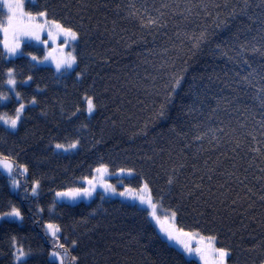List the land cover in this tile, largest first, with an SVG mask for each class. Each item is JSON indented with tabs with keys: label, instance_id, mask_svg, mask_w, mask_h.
<instances>
[{
	"label": "trees",
	"instance_id": "16d2710c",
	"mask_svg": "<svg viewBox=\"0 0 264 264\" xmlns=\"http://www.w3.org/2000/svg\"><path fill=\"white\" fill-rule=\"evenodd\" d=\"M26 10L76 31L77 61L71 72L39 65L27 53L45 51L32 41L19 57L0 56V94L9 97L0 115L27 105L15 131L0 124V154L21 182L15 192L0 174V213L15 206L24 217L0 222V264H15L12 237L32 250L27 264H49L46 223L60 226L57 247L73 264H200L138 204L101 192L89 202L56 200L102 165L132 169L124 186L147 183L176 212L179 229L229 249L228 264H264V56L252 51L264 52V0H35ZM6 14L0 5V23ZM10 68L20 100L6 83ZM85 95L96 105L92 116ZM76 140L68 152L54 148Z\"/></svg>",
	"mask_w": 264,
	"mask_h": 264
},
{
	"label": "snow or ice",
	"instance_id": "6c2138e0",
	"mask_svg": "<svg viewBox=\"0 0 264 264\" xmlns=\"http://www.w3.org/2000/svg\"><path fill=\"white\" fill-rule=\"evenodd\" d=\"M31 3L32 0H29ZM0 5L7 9L6 14V21L4 25H0L2 31L5 35V39L3 41V49L4 51L0 53V56H4L7 58L14 57L18 54H22L20 52L21 44L25 39L27 40H35L41 44H48V41L51 40L55 43L60 37H63V44L59 47V55H54L57 52L56 48L51 49L48 54L40 60V58L36 56H32L31 59L33 61H37L38 63H44L45 61H51L55 64V69L57 72H61V70H71L73 66L76 64L77 58L75 55L72 54V51H69L67 54L64 53V48L74 45V42L78 39V34L74 31L71 27H65L64 25L58 23L55 20H48L47 11H40L35 15L31 13H24L23 12V3L22 0H0ZM27 20V23H24V20ZM42 21V22H39ZM155 23V21H151ZM11 30L12 39L9 41L7 36L9 31ZM47 34V39H42L43 34ZM206 39L204 33H201L200 37L197 38L196 47L198 48L200 43ZM74 51V47H73ZM253 52H259L262 56H264V52L261 51L258 47L252 48ZM247 62V61H245ZM15 69H8L7 75L8 80L6 83L11 86V91L15 93V97L19 100L20 93L15 91L16 86V79L14 76ZM245 80L248 78L245 77ZM32 80V77L29 76L27 80H22L21 83L27 84L28 81ZM181 77H176L172 81L171 89L169 94L165 97L167 103L171 102L172 94L180 87L181 85ZM264 91V89H262ZM9 97L4 94H0V101L8 100ZM86 104L85 111L89 116L96 109V105L93 102V98L91 96L85 95L82 97ZM31 104H36L37 100L35 97L29 102ZM264 104V101H262ZM25 105L20 103L19 107L15 109V115L9 116L7 113L0 115V124H2L5 129H10L15 131L17 129L18 124L21 121V116L24 112ZM80 111L77 108L76 112L72 115L75 116ZM160 117L164 116V105H161L160 111L158 112ZM79 145V140L74 142H70L68 144H61L57 143L54 145L56 150H60L63 152H68L70 150L76 149ZM13 163L10 162V157L4 156L0 154V168L6 170V172L11 175L13 173ZM20 167V166H17ZM28 171L27 167L22 168V173H26ZM97 176L93 178V180H88V187L85 188H71L67 191L57 192L56 196L58 198H68L71 200H75L79 197H90L92 196L93 192L95 191L96 184L99 183L102 188L106 192H111L113 194L116 193V189L107 183H103V176L107 173V167L101 166L95 169ZM121 173L127 172L129 175L132 174V169H121ZM21 173V174H22ZM169 184L172 183L171 180L168 181ZM40 182L39 180L35 181V185L31 189L32 196L36 197L39 195L38 188ZM13 187H19V181L13 180ZM121 196H128L131 199L138 200L140 204L147 205L150 208V216L152 219L155 220L157 225L159 226L160 231L164 234L165 238L169 242H175L176 244L180 245L182 249L187 252L188 254L198 253L200 254L201 259L205 260V264H208V260L206 258V251L210 250L213 256L212 264H228V258L231 255V252L227 248H216L214 247L215 237H207L208 241L210 242L207 249H202L201 247L193 248L191 246V241L183 239L182 237H193L194 235H199L185 232L183 229H177L174 223L169 222V215L172 221L175 220L176 212L171 211L169 214H166L164 219L162 220L160 216L157 215V204L153 203V199L151 196V190L148 188L147 183H144L141 189L136 193L133 194V190L129 188H125L123 192L118 193ZM39 211H43V209H39ZM24 217L20 211V209L16 208L15 206L11 207L10 211L0 213V221H23ZM61 232L60 226L53 223H48L45 225V233L46 235L51 236L54 240H59L58 234ZM201 240L204 237L200 238ZM74 243V242H73ZM199 243V241H198ZM12 246H13V259L15 264H27L28 258L33 255L32 250L29 248L25 250L23 244H19L17 242L16 237H12ZM59 248L64 249L63 244H59ZM65 252L67 250L65 249ZM50 261L49 264H63V257L59 251H52L49 254ZM75 260V257H73Z\"/></svg>",
	"mask_w": 264,
	"mask_h": 264
},
{
	"label": "rangeland",
	"instance_id": "374dc122",
	"mask_svg": "<svg viewBox=\"0 0 264 264\" xmlns=\"http://www.w3.org/2000/svg\"><path fill=\"white\" fill-rule=\"evenodd\" d=\"M34 1H35V0H32V2H34ZM22 3H23V12H24V13H29V12L26 10V5H27V3H29V0H22ZM4 9H5L6 12H7V9H6V8H4ZM6 18H7V17H6ZM6 18L4 19L3 22L0 23V25L7 26V25L5 24ZM39 22H42V21H39ZM24 23H27V20H26V19L24 20ZM0 33H1V35H2V46H3V41H4V39H5V35H4L3 31H2V28H0ZM7 39H8L9 41H11V39H12V36H11V30L9 31V34H8V36H7ZM42 39H47V34H46V33L42 35ZM63 39H64L63 37H60L55 43H53L51 40H49L47 45H45V44H41V43H39V42H37V41H35V40H27V39H25L24 41H32V42H35V43H37V44H40V45L44 48V51H45V55H44V56L40 57V56H38L37 54H33V53H27V54L29 55L30 58H31L32 56H36V57L40 58V60H43V58H44V57L48 54V52H49L51 49H53V48H56V49H57V52L54 53V55H59V47L63 44ZM24 41H23V42H24ZM76 42H77V40L74 42V44H76ZM73 47H74V45L69 46V47H65V48H64V53L67 54L69 51H72V54L74 55ZM20 52H21L22 54H18V55L14 56V57H11V58H16V57H19V56L23 55L24 53H26V52L23 50V48H22V44H21ZM34 62L38 63L37 61H34ZM38 64H39V65L51 66V67H53V68L55 69V64H54L53 62H51V61H45L44 63H38ZM75 67H76V64L73 66V68H72L71 70H67V71H65V70L62 69L61 72H71ZM55 70H56V69H55ZM14 76H15V74H14ZM15 79H16V77H15ZM7 80H8V75H7ZM16 81H17V80H16ZM7 86H8V88H9L10 95H12V96L15 97V93L11 91V86L8 85V84H7ZM15 91L18 92V90H17V83H16V86H15ZM20 99H21V98H20ZM20 99H19V100H20ZM4 101H6V100H4ZM23 104H24V103H23ZM24 105H25V109H26V106H27V105H26V104H24ZM25 109H24V111H25ZM23 114H24V112H23ZM23 114H22V116H21V119H22V117H23ZM94 114H95V111L92 113V115H94ZM92 115H91V116H92ZM18 125H19V124H18ZM17 127H18V126H17ZM10 162H11V161H10ZM102 166H105V165H102ZM100 167H101V166H100ZM106 167H107V166H106ZM13 172H14V167H13ZM1 173L7 175V176L10 178V186H11V189H12L13 191H15V192H16V191H19V189H20V187H21L20 179H19L17 176H15L14 173H12L11 175H9V174L6 172V170H4V169H2V168H0V174H1ZM132 175H133V173H132L131 175H129L127 172L121 173L120 171H119V172L112 173V172L110 171V169L107 167V173H105L104 176H103V183H107V184L112 185V186L116 189V193H117V194H113V193H111V192H106V191L104 190V188H102V187L100 186V184L97 183V184H96V187H95V191L93 192L92 196H90V197H79V198H77V199H75V200H71V199H68V198H58V197L56 196V193H57V192H63V191H57V192L55 193V198H56V200L59 201V202H65V203H70V204H76V203H79V202H82V201L89 202V201H91V200L96 196V194H97L98 192H101V193H103V194H105V195H107V196H110V197H115V198H119V199L124 200V201H129V202H132V203L138 204V205H140L141 207L147 209V211H148V213H149V217H150L151 222L154 224V226L156 227V229H157V231L159 232V234H160L165 240H167V239L165 238L164 234L160 231L159 226L157 225V223L155 222V220L151 218V216H150V211H151V210H150V208H148L147 205H142V204L139 203L138 200H134V199H131V198L128 197V196H121V195L118 194L119 192H123V191L125 190V188L132 189V190H133V194H136V193L141 189V187H142L143 185H142L140 188H138V189H135V188H132V187L124 186V185H123V179H122V177H125V176H126V177H130V176H132ZM96 176H97V173H96V171H95L94 176H93L92 178L87 179V180L85 181V187H88V186H89L88 183H87V181H88V180H93V178L96 177ZM113 178H114V180H113ZM14 179L17 180V181H19V187H15V188L13 187V180H14ZM34 185H35V183L31 186V189H32V187H33ZM85 187H83V188H85ZM148 188H149V187H148ZM64 191H67V190H64ZM30 192H31V190H30ZM38 192H39V194H40V185H39V188H38ZM151 196H152V194H151ZM152 199H153V203H156V204H157V215L160 216V218L163 220L164 217H165V215H166V214H169V213L171 212V210L163 209V208L161 207V205H160L158 202H156V201L154 200L153 197H152ZM0 222H2V221H0ZM169 222L174 223L175 227H176L177 229H179L178 224H177V216L175 217V220L172 221V219H171V217H170V215H169ZM46 224H48V223H46ZM46 224H45V225H46ZM53 224H54V223H53ZM45 225H44V232H45ZM189 233L197 234V232H189ZM45 234H46V233H45ZM198 234H199V235H194L193 237H182V238H183V239H186V240H190V241H191V246H192L193 248L201 247L202 249H207V248H208V245H209V243H210V242L208 241V239H207V236H204V235H202V234H200V233H198ZM59 235H60V233L58 234V236H59ZM46 236H47V238L49 239V241L52 243V247L54 248V249H52V251L55 250V251H59V252H60L61 257H63V264H73V262H72L71 259H70L69 254H68L67 252H65V249H61V248H58V247H57L56 241H58V240H54V239H53L51 236H49V235H46ZM201 237H204V239L201 240V239H200ZM167 241H168V240H167ZM198 241H199V243H198ZM168 242H169V241H168ZM169 243L172 244V245H175V244H176L175 242H169ZM176 245H177V244H176ZM213 246L216 247V248H219V247H217L216 240H215ZM182 250H183V249H182ZM183 252L186 253V255H187L188 257H194V258H196V260H197L200 264H205V260H204V259H201L200 254L195 253V252L192 253V254H188V253L185 252L184 250H183ZM206 258H207V260H208V264H212L213 256H212V253H211L210 250H207V251H206Z\"/></svg>",
	"mask_w": 264,
	"mask_h": 264
}]
</instances>
